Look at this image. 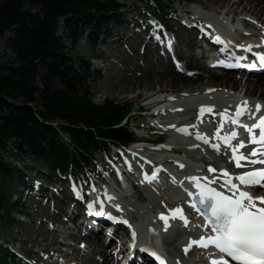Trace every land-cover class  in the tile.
I'll list each match as a JSON object with an SVG mask.
<instances>
[{
    "label": "trees",
    "instance_id": "1",
    "mask_svg": "<svg viewBox=\"0 0 264 264\" xmlns=\"http://www.w3.org/2000/svg\"><path fill=\"white\" fill-rule=\"evenodd\" d=\"M152 1L160 11L168 2ZM119 11V0H0V40L10 33V57L0 59L1 215L12 214L2 196L26 178L9 155H32L51 172H66L88 166L96 152L135 140L124 124L133 106L109 98L95 104L90 81L98 73L84 57L68 55L57 36L65 19L72 48L85 36L96 48L110 22H119ZM10 142L16 153L8 152ZM15 261L0 245V264Z\"/></svg>",
    "mask_w": 264,
    "mask_h": 264
},
{
    "label": "bare ground",
    "instance_id": "2",
    "mask_svg": "<svg viewBox=\"0 0 264 264\" xmlns=\"http://www.w3.org/2000/svg\"><path fill=\"white\" fill-rule=\"evenodd\" d=\"M218 4L221 5L217 6V10H214L215 12L205 7L208 5L207 3L199 4V7L202 11H206L204 15L209 17V21L219 33L227 35L229 32L227 22L240 18V23L252 26L259 35L258 40L251 42L257 45L264 44V0H220ZM212 6H215V4ZM197 11L203 15L202 11ZM142 19L144 20L145 17H142ZM195 30L197 29L191 30V32L194 31L192 35L195 34ZM152 39L153 37H150V41ZM147 45L152 44L148 42ZM198 45L202 47L200 49L202 52H199L197 56L181 54L183 58L181 59L180 54L177 53L180 62L191 74L178 71L173 62L163 55L161 58L167 59V62L171 63L174 70H171L170 66L165 74L155 75L156 66L164 64L160 63L159 59H157L155 64L151 65L152 68L144 81L137 80L136 83H130L126 88L127 91L130 87L134 91L142 90L136 96V99L143 101L152 110L149 118L152 120L159 117L160 114L163 116L158 120L151 121L150 125L156 126L168 133L166 142L156 147H152L147 141L138 142L133 145L129 153V163L137 167L140 165V162L146 166L152 165L155 162L164 163L165 167L172 166L173 168L171 169H176L177 171L169 175V178L174 182L178 181L181 189L185 188L184 175L200 177L202 181L203 177L206 176L209 180L217 179L219 182L222 181L220 178L223 176V173L219 169H225L230 174L239 175L242 172L264 167V165L259 163L252 164L250 160H246L241 161L246 167L238 168L231 159L232 153L230 156L223 154L213 155L208 151V148L212 147L210 140L213 135H218L217 130L219 129L220 134L227 128V120L220 113H224L227 116L234 105L244 101L251 103L252 99L259 100L257 104H260L261 109L264 111V81L251 80L249 78L244 79L234 76L232 73L217 72L210 69L206 65L203 44L198 43ZM158 86L159 88H157ZM201 106L205 108L203 112L204 116L196 118L201 113ZM208 108L212 110L207 111ZM214 112H217V114L214 115ZM221 124H223L222 128L220 127ZM214 128L215 133H212L211 130ZM179 129H185V131H179ZM198 134L208 142L205 143V139H198ZM250 139L251 137L249 136L245 147L240 148L239 152L247 156L250 151L255 150L256 157H251V159H257L260 156L261 148L264 146L249 143ZM210 167L216 168L217 171H209ZM167 168L170 172V168ZM181 181L183 182V186H181ZM216 186L217 184H212V187ZM132 189L136 190L137 193L136 203L129 205L130 207H125V210L133 212V216L139 219L137 223L138 239L143 243L151 244L155 237L160 234L156 222L151 218V213L156 208H166L167 203L174 205L184 204L185 198L180 194L171 195L170 193H165L162 195L160 186L156 188V193H153L150 188L142 189L136 186V184L132 186ZM111 191L109 190V192ZM124 192L126 194L127 190H124ZM256 192L264 196V189L256 190ZM65 214L69 221H75L73 213L70 214L66 211ZM67 226L68 222H65L60 230H51V235L57 237L58 244L65 248V246L71 245L67 243L69 238H79V240L82 238L86 246L83 249L76 244L71 245V252L65 253L66 255L62 264H72L73 262L77 264L123 263L124 258L122 255L125 254V250H120V252L116 253V244H113L118 234L121 236V241L128 237V231L122 230L120 225L117 227L113 239H111V242L107 246L103 245L102 237L104 235L102 231L98 233L93 232L92 236L82 237L80 232L72 234L70 228H66ZM84 226L81 225V230ZM185 228L188 229V227ZM182 241V235L169 240L168 247L173 252L171 259L174 264H207L204 259L205 256L202 257L199 254H191L188 257L182 256L179 249ZM97 256L100 261L96 259ZM133 264H136V262L134 261Z\"/></svg>",
    "mask_w": 264,
    "mask_h": 264
},
{
    "label": "rangeland",
    "instance_id": "3",
    "mask_svg": "<svg viewBox=\"0 0 264 264\" xmlns=\"http://www.w3.org/2000/svg\"><path fill=\"white\" fill-rule=\"evenodd\" d=\"M192 3L195 4L193 5ZM202 3H207L208 5L205 7L213 10L212 12H215L214 10H217V6L221 5L218 4L220 0H177L174 4L170 2L167 4V7L172 11L169 17L170 23H176L178 19L184 16V12L194 8L196 4L199 5ZM119 4L122 6L119 14L124 25L119 26L114 21H111L109 24L111 37L108 38L107 34L101 35L96 48L92 47L90 40L86 37L80 39L74 48H72L65 19L59 22L57 36L64 43L65 51L68 55L84 57L91 66L93 74L99 72V77L94 75L90 81L91 93L94 96L93 101L95 104L102 105L105 99L109 98L116 104L132 105L133 113L129 120L131 123L130 128L136 131L138 135H149L153 141L166 142L168 136L159 135L161 133L160 130L155 128L148 133V129L152 127L150 126V122L158 119L151 120L149 117L143 115L145 114L143 111H145L144 108H146V105L143 101L136 99V96L142 90L134 91L132 87L128 91L126 90L130 83H136L137 80L144 81L152 68L151 65L155 64L157 59H159L160 63L164 64L162 66H156L155 75L165 74L170 66L171 70H174L171 63L167 62V59L165 60L161 56L156 57L157 53L153 46L154 39L150 41L149 36L141 37L139 35V32L143 31L145 26L142 25L139 28H133V22L136 20L134 23L137 22L136 24H140L143 20L142 17L145 16L147 17V23L153 22L150 15L154 14L155 11L142 9L145 6V2L142 0H119ZM213 4L215 6H212ZM134 7L136 12H133ZM155 15L158 16L159 13L156 12ZM176 30L181 39V43L177 47V52L180 54L181 59H183L181 54L197 56L199 52H202L200 50L202 47L198 45V43L202 44V41L198 38L197 30H195L194 35H192L194 31H190L189 33L179 27H176ZM176 36L178 37V35ZM9 38L10 35L7 37L4 36L0 40L1 60H7L10 57L7 50ZM147 41L152 45H147ZM7 150L8 152L16 153L13 142L8 144ZM103 157L104 155L101 153L95 154L94 161H92L90 167L82 170V176L79 178L81 182L87 178L94 180L99 179L100 176L107 177L105 170L101 171L106 167V163L103 162ZM8 160L13 165L21 168L30 179H42L40 185H43L45 193H47L46 189L49 186H54V176L42 162L36 161L34 156L30 155L22 159L20 155H9ZM108 162L112 163V160L108 159ZM21 185L19 182H14L11 189L7 190L5 195L2 196V201L5 203V206L12 209V214H0V245L4 248H9L20 257L25 253L26 255H24L25 257H23L21 264L28 263V256H31L32 259L43 258L44 260H48L49 255H52L55 251L65 249L58 244L57 237L51 235V231H49L51 230L50 224L57 223L59 226L63 224L62 222L66 219L65 213L68 210H72V206L68 205L67 197L64 198L65 200L62 204L58 203V206L56 204L57 207L53 206L52 201L43 206L45 201L43 203L38 201L41 194L34 192L35 189L31 194H27V190H22L23 187ZM57 194L61 197L63 196L61 192ZM55 195L54 193H50V191L48 192V196L52 200L55 202L60 201L55 198ZM19 212L27 213L29 218L17 216ZM40 223H42V226H40ZM66 228L68 229V226ZM72 228L70 229L71 231H73ZM58 229L60 230L61 227ZM74 240L79 241V238H74ZM75 244L81 247L79 243ZM42 252L46 254L41 255L40 253ZM96 259L100 261L98 256Z\"/></svg>",
    "mask_w": 264,
    "mask_h": 264
},
{
    "label": "snow or ice",
    "instance_id": "4",
    "mask_svg": "<svg viewBox=\"0 0 264 264\" xmlns=\"http://www.w3.org/2000/svg\"><path fill=\"white\" fill-rule=\"evenodd\" d=\"M215 40L220 42V37H215ZM247 47L248 50H251L252 46ZM256 55L261 65H264V53H257ZM218 63H223V61H218ZM249 67H256V65L250 64ZM260 109V104L249 107L247 101H244L236 109L235 116H225L224 113H220V115L230 120L232 124L246 130L251 137L249 143L264 146V115H260L258 121L251 124V126L242 123L240 119L245 116L248 119H253ZM211 110V108L207 109V111ZM204 111L205 108L201 106L200 112L203 114ZM220 127L222 128L223 124ZM256 129H259L258 133L255 131ZM179 131H185V129H179ZM217 132L219 134V129ZM237 136L238 132L235 130L224 136L218 135V138L222 139L224 144L231 149V159L234 160L235 166L238 168L246 167L245 164L241 163V161L246 160H250L252 164L264 165V147L261 148L259 158L251 159V157H256V151H250L247 156L239 152L240 148L245 147V141L239 140L233 145L232 141ZM197 138L205 139L199 134ZM207 142L205 139V143ZM212 147L219 150L217 144H213ZM208 170L211 172L217 171L216 168L211 167ZM219 171L223 173L220 178L222 182H218L217 179L209 180L206 176L203 177V182H201L200 177H186V179L193 181L194 186L198 189L196 193L190 192L187 188L184 191L190 197H193V200L190 201L192 208L199 216L204 218L205 222L197 227L206 229V231L198 239L191 240L185 246L184 252L187 253L189 248L195 245L208 250L205 253L207 264H230L229 259H226V257L230 258L234 264H264V196H253L249 191L241 188V186H264V167L242 172L239 175L230 174L225 169H219ZM155 178L156 171L151 176L145 174L146 180L151 181ZM234 179L237 182H234ZM180 183L183 186V182ZM213 183L217 186L212 187ZM109 199H112V197H109ZM116 207H119V205H116ZM96 214L103 215L102 212ZM173 215H179L184 225H188L189 221L183 215L182 209H174ZM109 218L115 219L111 216ZM160 218L167 225V217L161 214ZM124 223H127V221H124ZM133 236H135V233H133ZM156 258L161 259L158 256ZM161 264H164L162 259Z\"/></svg>",
    "mask_w": 264,
    "mask_h": 264
},
{
    "label": "water",
    "instance_id": "5",
    "mask_svg": "<svg viewBox=\"0 0 264 264\" xmlns=\"http://www.w3.org/2000/svg\"><path fill=\"white\" fill-rule=\"evenodd\" d=\"M6 35H7V36H9V35H10V33H6Z\"/></svg>",
    "mask_w": 264,
    "mask_h": 264
}]
</instances>
